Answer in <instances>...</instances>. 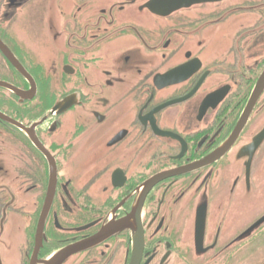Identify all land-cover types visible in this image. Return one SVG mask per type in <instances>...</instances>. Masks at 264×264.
Segmentation results:
<instances>
[{"label": "flooded vegetation", "instance_id": "af4514ba", "mask_svg": "<svg viewBox=\"0 0 264 264\" xmlns=\"http://www.w3.org/2000/svg\"><path fill=\"white\" fill-rule=\"evenodd\" d=\"M264 264V0H0V264Z\"/></svg>", "mask_w": 264, "mask_h": 264}, {"label": "water", "instance_id": "95a60500", "mask_svg": "<svg viewBox=\"0 0 264 264\" xmlns=\"http://www.w3.org/2000/svg\"><path fill=\"white\" fill-rule=\"evenodd\" d=\"M72 250H68V249H65L61 252H59L56 256H54V258L50 261V264H53L54 263V260L56 258L59 257V260H61L62 258L66 257Z\"/></svg>", "mask_w": 264, "mask_h": 264}, {"label": "rangeland", "instance_id": "374dc122", "mask_svg": "<svg viewBox=\"0 0 264 264\" xmlns=\"http://www.w3.org/2000/svg\"><path fill=\"white\" fill-rule=\"evenodd\" d=\"M257 264H263V259H260Z\"/></svg>", "mask_w": 264, "mask_h": 264}]
</instances>
